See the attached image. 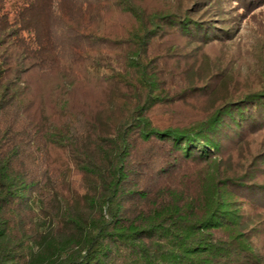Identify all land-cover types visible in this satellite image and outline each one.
<instances>
[{
	"label": "trees",
	"instance_id": "obj_1",
	"mask_svg": "<svg viewBox=\"0 0 264 264\" xmlns=\"http://www.w3.org/2000/svg\"><path fill=\"white\" fill-rule=\"evenodd\" d=\"M233 2L0 0V264H263L264 181L217 157L264 78L204 51Z\"/></svg>",
	"mask_w": 264,
	"mask_h": 264
},
{
	"label": "rangeland",
	"instance_id": "obj_2",
	"mask_svg": "<svg viewBox=\"0 0 264 264\" xmlns=\"http://www.w3.org/2000/svg\"><path fill=\"white\" fill-rule=\"evenodd\" d=\"M141 1L149 7L165 8L179 0ZM181 1L187 4L194 0ZM232 4L236 11L242 12L241 19H238L239 24H234L236 35L232 39L217 40L204 47L209 58L207 63L212 62L222 67L232 80L231 85L236 88L255 86L264 78V0L256 3L251 10L239 8L235 2ZM177 41L187 50L193 47L185 39L180 38ZM220 152L217 160L224 162L222 165L224 164L223 166L230 172L240 173L248 168L252 174H259L258 178L264 181V159L259 160L261 155L264 156V129L243 135L242 139H236L235 142L223 141ZM255 214L264 218V209H257ZM261 232L262 234L257 237L259 244L264 241V230Z\"/></svg>",
	"mask_w": 264,
	"mask_h": 264
}]
</instances>
